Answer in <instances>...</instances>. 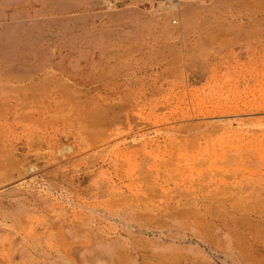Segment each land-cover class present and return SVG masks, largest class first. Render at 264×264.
Here are the masks:
<instances>
[{
    "label": "rangeland",
    "instance_id": "1",
    "mask_svg": "<svg viewBox=\"0 0 264 264\" xmlns=\"http://www.w3.org/2000/svg\"><path fill=\"white\" fill-rule=\"evenodd\" d=\"M226 1L0 0V264H264V23Z\"/></svg>",
    "mask_w": 264,
    "mask_h": 264
},
{
    "label": "bare ground",
    "instance_id": "2",
    "mask_svg": "<svg viewBox=\"0 0 264 264\" xmlns=\"http://www.w3.org/2000/svg\"><path fill=\"white\" fill-rule=\"evenodd\" d=\"M172 1V0H171ZM184 1V0H183ZM218 1H221V0H218ZM223 1V0H222ZM225 1V0H224ZM235 1V0H234ZM234 1H232V2H230V3H233ZM245 2L246 1H249V0H244ZM15 2H16V0H15ZM161 2V1H160ZM167 2V1H166ZM174 2H176V0H174ZM174 2H172V3H174ZM191 2V1H190ZM206 2V1H205ZM227 3H228V0L226 1ZM236 2V1H235ZM237 2H241L240 0L239 1H237ZM13 3V2H12ZM179 3V2H178ZM188 3H189V1H188ZM229 3V4H230ZM187 4V3H186ZM233 4H235V3H233ZM245 4V3H244ZM251 4H252V6L251 7H253L255 10H254V15L252 14V13H249V11H246V14L244 15L243 14V16H240V18L238 19V17H230L231 18V20H230V22H233V21H238V23L240 24V25H242V24H247V25H249V24H252V25H255V24H259V23H264V0H253L252 2H251ZM160 5V4H159ZM168 5V4H167ZM177 5V4H176ZM195 5V4H194ZM237 5V4H236ZM240 5H242L241 3H240ZM246 5V4H245ZM244 5V6H245ZM250 5V4H249ZM249 5H248V7H249ZM1 6V5H0ZM173 7V9H174V7H175V5H172ZM189 6V5H188ZM238 6V5H237ZM243 6V7H244ZM247 6V5H246ZM161 7V6H160ZM193 7V6H192ZM197 7V6H196ZM202 7H204V6H202ZM201 7V8H202ZM217 7V6H216ZM220 7V6H219ZM224 7V6H223ZM227 7H228V5H227ZM241 7V6H240ZM169 8H171V6L169 7ZM176 8V7H175ZM189 8V7H188ZM200 8V9H201ZM206 8V7H205ZM218 8V7H217ZM234 8H236V7H234ZM179 9V8H178ZM219 9V8H218ZM248 9V8H247ZM161 10V9H160ZM183 10V9H182ZM195 10V9H194ZM199 10V9H198ZM202 10H203V8H202ZM229 10H230V8H229ZM232 10V9H231ZM188 11V10H187ZM187 11H185L186 13H187ZM189 11H190V9H189ZM188 11V13H190L191 14V12L193 11V10H191V12H189ZM197 11V10H196ZM195 11V12H196ZM201 11V10H200ZM222 11H224V10H222ZM242 11V10H241ZM184 12V11H183ZM184 12V13H185ZM202 12V11H201ZM229 12V11H228ZM253 12V11H252ZM175 14H176V12H174ZM181 13V12H180ZM192 13H194V12H192ZM232 13V12H231ZM239 13V12H238ZM19 14H20V12H19ZM19 14H18V16H19ZM195 14V13H194ZM197 14V16H199L200 14H198V13H196ZM223 14V13H222ZM241 14V13H240ZM21 15H23V14H21ZM180 15V14H179ZM219 15H221V14H219ZM235 15V14H234ZM24 16V15H23ZM6 17V16H5ZM167 17H169V16H167ZM1 18V17H0ZM12 18V17H11ZM188 17H186V19H187ZM198 18V17H197ZM221 18V17H220ZM229 18V17H228ZM14 19V18H13ZM24 19V18H23ZM26 19V18H25ZM182 18H180V20H181ZM238 19V20H237ZM18 20V19H17ZM78 20V19H77ZM199 20V19H198ZM201 24L202 25H208L207 27H209V29H212L211 31H212V36L213 35H215L216 33H220V32H225L226 33V31H223V29L221 30V26H223L224 25V23L227 21V17H224L222 20H220L219 18H215V17H210V16H202L201 17ZM19 21V20H18ZM173 21H174V19H173ZM194 21H195V19H194ZM1 22H3V21H1ZM17 22V21H16ZM16 22H15V26H16ZM28 22V21H27ZM63 22V21H62ZM176 22V21H175ZM179 22H183V19H182V21H179ZM187 22V21H186ZM191 22H193L192 20H191ZM19 23V24H18ZM17 23V25L18 26H16V27H21V25H22V29H23V24H21L20 23V21ZM23 23H25L26 25L28 24V23H30V22H28V23H26L25 22V20L23 21ZM198 23V22H197ZM12 24V23H11ZM21 24V25H20ZM24 24V25H25ZM192 24V23H191ZM194 24V23H193ZM192 24V25H193ZM9 25V24H8ZM25 25V26H26ZM33 25V24H32ZM195 25V24H194ZM236 25V24H235ZM24 26V27H25ZM211 26H213V27H211ZM216 26L217 27H219V28H217L216 29ZM224 26H226V24L224 25ZM223 26V27H224ZM8 27V31H10L11 30V28L12 27H14V26H10L11 28H9V26H7ZM6 27V28H7ZM27 28V30H29L31 27H29V26H26ZM211 27V28H210ZM21 28H20V30H21ZM25 29V28H24ZM38 31L40 32V34H41V31L40 30H42L41 28H39L38 27ZM201 29V28H200ZM199 29V30H200ZM205 29V28H204ZM5 30H7V29H5ZM26 30V31H27ZM14 31V30H13ZM15 31H16V29H15ZM18 31V30H17ZM24 31V30H23ZM22 31V32H23ZM32 31H33V29H32ZM44 31V30H43ZM209 31V30H208ZM263 31H264V29H263ZM11 32V31H10ZM21 32V31H20ZM230 32V31H229ZM26 33V32H25ZM44 33V32H43ZM259 33V32H258ZM263 33V35H264V32H262ZM9 34V33H8ZM13 34V33H12ZM23 34V33H22ZM22 34L20 35V36H22ZM31 34H32V32H31ZM243 34V33H242ZM25 35V34H24ZM218 35V34H217ZM244 35V34H243ZM12 36V35H11ZM19 36V37H20ZM27 37V36H26ZM29 37V36H28ZM43 37V36H42ZM12 40H14L13 38H11ZM21 39V38H20ZM25 39V38H24ZM1 40V39H0ZM12 40H10V41H8L7 43L9 44V42H12ZM22 40V39H21ZM68 40V39H67ZM19 41V40H18ZM7 43H6V47H7ZM3 44V43H2ZM1 45V44H0ZM1 47V46H0ZM70 47V46H69ZM76 47V46H75ZM73 48V47H72ZM47 49H48V47H47ZM49 50V49H48ZM46 54V53H45ZM40 61V60H39ZM168 66V65H167ZM42 68V67H41ZM46 68V67H45ZM34 69V68H33ZM38 70V69H37ZM39 70H40V68H39ZM50 70H51V68H50ZM41 71V70H40ZM66 71V70H65ZM53 74V73H52ZM56 75V74H55ZM53 77V76H52ZM59 79V78H58ZM21 81H22V79H20ZM47 80V79H46ZM25 81V80H24ZM49 81V80H48ZM61 81V80H60ZM69 81V80H68ZM73 81V80H72ZM75 81V80H74ZM23 82V81H22ZM19 83V82H18ZM43 84V83H42ZM41 84V85H42ZM52 84V83H51ZM59 84V83H58ZM103 85V84H102ZM16 86H17V84H16ZM31 86V85H30ZM64 86V85H63ZM24 88V87H23ZM101 88H102V86H101ZM42 89V88H41ZM86 92V91H85ZM25 95V94H24ZM15 96V95H14ZM85 96V95H84ZM72 99V98H71ZM51 100V99H50ZM19 101V100H18ZM14 105V104H13ZM17 105V104H16ZM12 108V107H11ZM82 112V111H81ZM6 114V113H5ZM30 117V116H29ZM31 118V117H30ZM22 120V119H21ZM31 120V119H30ZM246 120H248V118L246 119ZM256 120V119H255ZM232 121V120H231ZM228 122V121H227ZM26 123V122H25ZM210 123H212V122H210ZM230 123V122H229ZM36 124V123H35ZM26 125H28L27 123H26ZM37 125V124H36ZM210 125V124H209ZM218 125V124H217ZM22 126V125H21ZM30 127H31V124L29 125ZM20 127V126H19ZM207 127V126H206ZM28 131V130H27ZM30 131V130H29ZM238 157V156H237ZM249 159V158H248ZM241 175V174H240ZM140 232V231H139ZM153 233V232H152ZM161 233V232H160ZM167 234V233H166ZM174 234V233H173ZM158 235V234H157ZM183 240V239H182ZM263 251V250H262Z\"/></svg>",
    "mask_w": 264,
    "mask_h": 264
},
{
    "label": "crops",
    "instance_id": "3",
    "mask_svg": "<svg viewBox=\"0 0 264 264\" xmlns=\"http://www.w3.org/2000/svg\"><path fill=\"white\" fill-rule=\"evenodd\" d=\"M11 203V202H10Z\"/></svg>",
    "mask_w": 264,
    "mask_h": 264
}]
</instances>
